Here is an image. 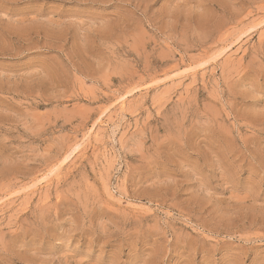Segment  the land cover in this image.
<instances>
[{
    "label": "rangeland",
    "instance_id": "rangeland-1",
    "mask_svg": "<svg viewBox=\"0 0 264 264\" xmlns=\"http://www.w3.org/2000/svg\"><path fill=\"white\" fill-rule=\"evenodd\" d=\"M0 264H264V0H0Z\"/></svg>",
    "mask_w": 264,
    "mask_h": 264
}]
</instances>
